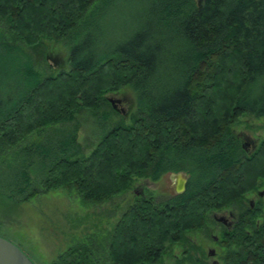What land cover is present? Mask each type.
I'll return each mask as SVG.
<instances>
[{
  "label": "trees",
  "instance_id": "trees-1",
  "mask_svg": "<svg viewBox=\"0 0 264 264\" xmlns=\"http://www.w3.org/2000/svg\"><path fill=\"white\" fill-rule=\"evenodd\" d=\"M111 1L0 0V59L22 62L0 100L4 195L20 204L64 190L102 204L137 179L185 172L183 194L135 200L107 234L85 237L50 264H158L177 244V264H195L188 234L207 231L224 208L243 214L222 230L218 264H264V207L247 214L243 204L264 180V137L246 155L233 130L244 116L264 118V0H152L155 34L178 33L183 52L139 31L113 46L79 41L67 68L53 69L46 44L89 35L97 6ZM163 75L172 80L161 89ZM126 87L135 96L130 124L108 128L88 155L77 157V131L33 140L84 110L119 114L107 94Z\"/></svg>",
  "mask_w": 264,
  "mask_h": 264
},
{
  "label": "rangeland",
  "instance_id": "rangeland-1",
  "mask_svg": "<svg viewBox=\"0 0 264 264\" xmlns=\"http://www.w3.org/2000/svg\"><path fill=\"white\" fill-rule=\"evenodd\" d=\"M151 4L152 0H112L107 5L99 4L93 17L94 31L89 32V35L78 34L73 40L48 42L43 48L47 63L53 69H66L68 52L79 41L84 43L85 39L89 42L91 38H95L96 44L92 46L93 48L113 46L119 41L133 37L139 31L144 34L154 33L153 36L157 38L154 42L161 43L162 50L172 52L174 55L180 54L185 45L178 33L161 30L155 34ZM19 55L23 58L28 56L25 52H19ZM9 58L0 59V100L10 94L8 86L13 83L14 68L15 66L18 68L22 63L21 60L18 62L19 59L14 61L12 56ZM172 59L173 57H165L167 61ZM168 80L172 78L163 75L161 89ZM157 92L152 90L151 95L159 94ZM108 98L117 101L119 114L111 110L99 111L96 114L84 110L78 114L74 122L45 127L39 135L33 137V140L54 139L64 136L67 132L77 131V141L82 149L77 157L88 155L108 128L119 123L130 124L127 117L135 108L132 90L126 87L117 93L107 94ZM233 130L236 135L247 136L259 143L264 137V118L244 116ZM3 169L4 166L0 164V175ZM141 187L145 188L146 196H152L157 202L173 195L169 174L160 177L157 182L137 179L128 192L102 204H83L74 192L64 190L52 191L28 202L16 204L4 195L5 189L0 183V237L17 246L34 264H50L61 252L84 240L85 237L107 234L126 209L134 203L136 195L134 191ZM260 201L264 207V196ZM215 213L217 216L222 215L219 212ZM209 226L213 234L219 236L213 219ZM188 236L191 241L206 243L207 236L203 231H195ZM207 243L211 248L217 247L214 243L208 241ZM182 252L181 245H173L158 264H177L176 261L182 257ZM193 252L191 251L192 254ZM207 252L196 251L198 262L195 264H202L204 259L208 261ZM215 252L217 254L213 261L219 262V251ZM209 262L211 260L204 263Z\"/></svg>",
  "mask_w": 264,
  "mask_h": 264
},
{
  "label": "flooded vegetation",
  "instance_id": "flooded-vegetation-1",
  "mask_svg": "<svg viewBox=\"0 0 264 264\" xmlns=\"http://www.w3.org/2000/svg\"><path fill=\"white\" fill-rule=\"evenodd\" d=\"M236 137L239 140L240 146L246 155H250L255 150L257 145L259 144L255 140H253L247 136H243L241 134L236 135ZM167 174H169V179L172 181L173 195L170 197H167L166 199L163 198L161 201H159L161 203L166 202L167 200L171 199L172 197H174L176 195L183 194L186 191V187H187V183H188V179H189V176L184 172L167 173ZM167 174H164V175H167ZM178 174H182L186 178L184 179L183 177H177ZM164 175H162V176H164ZM134 192L136 194L134 200L146 198L148 196V195L146 196V194H145V188L144 187H141L138 189V191L136 190ZM260 193H262V196H260ZM263 196H264V180L262 181V186L259 189H257L256 191H252V192L248 193L247 197L245 198V201L243 203L244 207H245V213L248 214L249 210H253L256 207V205H261L263 207V203H261V201H260ZM218 212L222 213V215L217 216L216 215L217 213L214 212L211 214V218L213 219L214 223L216 224L215 228L218 229L219 236L214 235L211 227L208 226V230L204 231V234L207 236L206 239L204 238L206 240V243H204V242L200 243V241H195V240L191 241V243L193 244V248L190 249L191 251H208L206 256L208 257V261L211 260V262H209V264H218V262L213 261V258H215L216 254H217L215 251H221L222 246L224 245V243L221 242V239H220V235L223 234L222 230L225 229L226 231H232V229H234V227L237 226V224L241 218L240 216L243 214L240 211L238 212V211H234L233 209H228V208H224ZM207 241L209 243H214L217 247L211 248L210 245L207 243ZM211 251H214L213 255H210ZM208 261H207V259H204L205 263H207ZM204 262H202V264H205Z\"/></svg>",
  "mask_w": 264,
  "mask_h": 264
},
{
  "label": "water",
  "instance_id": "water-1",
  "mask_svg": "<svg viewBox=\"0 0 264 264\" xmlns=\"http://www.w3.org/2000/svg\"><path fill=\"white\" fill-rule=\"evenodd\" d=\"M108 102L116 112H119L116 106L117 101L108 98ZM177 177H183L184 179L186 178L182 174H178ZM260 196H262V193H260ZM213 253L214 251H211L210 255H213ZM0 264H34V263L17 246H15L10 241L0 237Z\"/></svg>",
  "mask_w": 264,
  "mask_h": 264
}]
</instances>
